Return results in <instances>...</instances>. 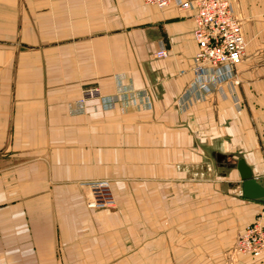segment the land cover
Masks as SVG:
<instances>
[{"label":"crops","instance_id":"obj_1","mask_svg":"<svg viewBox=\"0 0 264 264\" xmlns=\"http://www.w3.org/2000/svg\"><path fill=\"white\" fill-rule=\"evenodd\" d=\"M236 1L240 83L206 95L193 10L0 0V264H264L234 252L264 213L239 170L264 182V0ZM96 178L115 209L88 208Z\"/></svg>","mask_w":264,"mask_h":264},{"label":"built area","instance_id":"obj_2","mask_svg":"<svg viewBox=\"0 0 264 264\" xmlns=\"http://www.w3.org/2000/svg\"><path fill=\"white\" fill-rule=\"evenodd\" d=\"M159 9L172 5L180 9L193 10L195 22L194 36L198 50L192 67L193 80L190 88L193 92L203 91L206 95L214 93L228 82L240 83L237 66L242 63L247 39L242 19L235 11L231 0H144ZM168 50L161 49L156 57L168 56ZM98 90L90 89L88 96H96ZM135 100V96H130ZM106 109L114 106L112 97H102ZM147 107L151 103L147 102ZM88 190L87 206L93 210L113 209L117 199L108 178H96L81 182ZM234 252L236 254H264V213L248 224L238 236Z\"/></svg>","mask_w":264,"mask_h":264},{"label":"water","instance_id":"obj_3","mask_svg":"<svg viewBox=\"0 0 264 264\" xmlns=\"http://www.w3.org/2000/svg\"><path fill=\"white\" fill-rule=\"evenodd\" d=\"M239 170L243 181L244 195L249 199L264 198V182L254 177L251 168L244 159L239 162Z\"/></svg>","mask_w":264,"mask_h":264},{"label":"rangeland","instance_id":"obj_4","mask_svg":"<svg viewBox=\"0 0 264 264\" xmlns=\"http://www.w3.org/2000/svg\"><path fill=\"white\" fill-rule=\"evenodd\" d=\"M231 2H232V4H233V6H234V8H235V11L237 12V14L240 16V18H241V15H240V13H239V11L237 10V1L236 0H231ZM242 19V18H241ZM87 202V201H86ZM117 207V206H116ZM115 207V208H116ZM115 208H113V209H115ZM98 211V210H97ZM245 228V227H244ZM240 235V234H239ZM238 235V236H239ZM238 236L236 237V238H238ZM237 240V239H236Z\"/></svg>","mask_w":264,"mask_h":264}]
</instances>
